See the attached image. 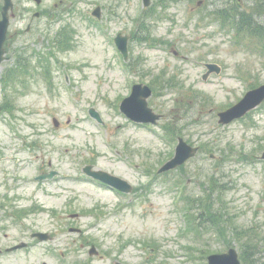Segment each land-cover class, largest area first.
<instances>
[{
    "label": "rangeland",
    "instance_id": "374dc122",
    "mask_svg": "<svg viewBox=\"0 0 264 264\" xmlns=\"http://www.w3.org/2000/svg\"><path fill=\"white\" fill-rule=\"evenodd\" d=\"M12 1L0 78L8 81L12 65L24 59L36 71L5 98L0 82V264H207L208 255L229 247L244 254L247 264L264 263V161L258 158L264 151V107L227 126L218 125L212 113L264 84V52L189 26L192 15H181L189 7L159 8L152 0L147 13L155 14L153 24H145L150 32L139 38L141 0ZM97 6L100 20L90 15ZM36 12L40 17L34 18ZM62 27L69 51L56 52V85L48 92L36 58ZM117 33L130 36L128 67L112 42ZM206 62L226 67L223 76L202 81ZM240 72L256 81H241ZM64 76L70 93L60 84ZM162 77H171L172 89L162 87ZM135 83L155 87L149 105L163 118L149 129L117 109ZM91 109L101 123L89 116ZM178 137L209 148L184 165L186 172L157 175L173 157ZM86 165L126 180L133 192L115 193L90 181L82 173ZM50 170L59 175L35 180ZM213 175L222 188L206 185ZM205 188L202 199L209 204L185 213L188 197H202ZM188 223L195 228L184 231ZM36 232L53 239L38 242L30 236ZM22 242L26 248L5 252ZM253 242L261 247L249 248ZM91 246L98 256L88 255Z\"/></svg>",
    "mask_w": 264,
    "mask_h": 264
},
{
    "label": "flooded vegetation",
    "instance_id": "af4514ba",
    "mask_svg": "<svg viewBox=\"0 0 264 264\" xmlns=\"http://www.w3.org/2000/svg\"><path fill=\"white\" fill-rule=\"evenodd\" d=\"M163 3L164 0H160L157 7ZM177 5L185 7V9L189 7V9L181 12L182 17L184 14L192 15L189 26L193 22V27L198 30H208L209 28L210 30L213 29V33L226 34L227 36L235 34L238 37L235 38L236 40L243 43L252 41L254 47L264 49L262 43L264 37V0H194L193 2L192 0H182L178 4H170L173 7ZM166 8H169V5ZM179 26L182 31L186 30L183 24ZM50 46L48 45L49 48L46 49V53H39L42 54L39 66L40 73L48 92L55 79L52 75L55 71L52 63L53 61L58 62ZM215 64L220 67L218 75L221 78L226 67L219 62ZM44 65L46 66L43 67ZM45 73H49V75H45ZM239 76L256 81L249 72H240Z\"/></svg>",
    "mask_w": 264,
    "mask_h": 264
},
{
    "label": "water",
    "instance_id": "95a60500",
    "mask_svg": "<svg viewBox=\"0 0 264 264\" xmlns=\"http://www.w3.org/2000/svg\"><path fill=\"white\" fill-rule=\"evenodd\" d=\"M37 3L40 0H35ZM148 0H144V5L147 6L149 3ZM12 8L11 0H4V6L1 12V20H0V63L3 60V44L6 38V32L8 28V11ZM95 15H97V10L94 11ZM93 13V14H94ZM126 38H122L120 36L117 37L116 42L118 43L121 51L125 54L126 52ZM209 68L211 66H208ZM150 95V90L147 87H143L141 85H135L132 89L131 95L126 98L121 106V111L126 115L127 118L131 119L137 123H155V121L159 118L158 116L154 115L151 110L147 107L145 99L148 98ZM264 100V85L249 91L244 98L235 106L230 108L229 110L220 113L219 123L228 124L234 119H238L245 115L249 110L255 108L258 104H260ZM92 116L98 118L96 113L91 111ZM197 152L196 148H192L188 146L182 139H179V144L176 148L175 157L166 163L161 169V172H166L172 169L177 168L178 166L184 164L188 159L195 156ZM262 159H264V153L262 155ZM85 172L104 183L113 186L114 188L120 190L121 192L129 193L131 191L130 186L113 176L108 175L105 172H91L89 168L85 169ZM39 238L42 239L45 236L38 235ZM93 252V250L91 251ZM208 264H240L238 261L237 253L235 249L230 248L227 252L223 254H215L208 257Z\"/></svg>",
    "mask_w": 264,
    "mask_h": 264
},
{
    "label": "trees",
    "instance_id": "16d2710c",
    "mask_svg": "<svg viewBox=\"0 0 264 264\" xmlns=\"http://www.w3.org/2000/svg\"><path fill=\"white\" fill-rule=\"evenodd\" d=\"M211 184L213 183V181H211L210 182ZM199 204L201 207H206L208 204H209V202L207 203H205L203 200H197V201H192L191 203H188V204H190L191 206H193V205H196V204ZM203 203H204V205H203ZM219 233V232H218ZM220 235H221V233H219ZM223 235V234H222ZM252 247H257V245H252Z\"/></svg>",
    "mask_w": 264,
    "mask_h": 264
}]
</instances>
